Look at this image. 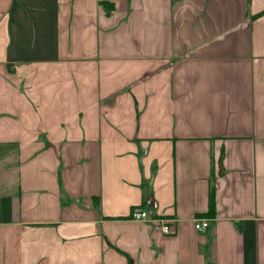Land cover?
I'll return each mask as SVG.
<instances>
[{
	"label": "crops",
	"instance_id": "1",
	"mask_svg": "<svg viewBox=\"0 0 264 264\" xmlns=\"http://www.w3.org/2000/svg\"><path fill=\"white\" fill-rule=\"evenodd\" d=\"M0 264H264V0H0Z\"/></svg>",
	"mask_w": 264,
	"mask_h": 264
},
{
	"label": "built area",
	"instance_id": "2",
	"mask_svg": "<svg viewBox=\"0 0 264 264\" xmlns=\"http://www.w3.org/2000/svg\"><path fill=\"white\" fill-rule=\"evenodd\" d=\"M130 217L135 220L150 221L155 231L164 235H173L177 232V225L175 218H165L160 216H153L143 207H135L132 209ZM210 226V219L196 218L195 227L199 231H204Z\"/></svg>",
	"mask_w": 264,
	"mask_h": 264
},
{
	"label": "trees",
	"instance_id": "3",
	"mask_svg": "<svg viewBox=\"0 0 264 264\" xmlns=\"http://www.w3.org/2000/svg\"><path fill=\"white\" fill-rule=\"evenodd\" d=\"M211 210L213 211L214 210V207H215V204H214V198H212L211 200Z\"/></svg>",
	"mask_w": 264,
	"mask_h": 264
}]
</instances>
